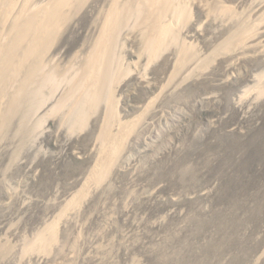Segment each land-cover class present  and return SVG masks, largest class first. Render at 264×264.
Wrapping results in <instances>:
<instances>
[{"label":"rangeland","instance_id":"obj_1","mask_svg":"<svg viewBox=\"0 0 264 264\" xmlns=\"http://www.w3.org/2000/svg\"><path fill=\"white\" fill-rule=\"evenodd\" d=\"M96 3L56 36L51 54L60 64L82 54ZM186 4L178 42L194 55L177 72L176 44L149 60L140 24L120 36L128 71L115 107L119 120L136 123L101 185L86 181L102 148L104 105L77 132L61 125V113L37 128L20 115L8 121L0 133V264H264V0ZM222 5L228 10L215 13ZM238 25L249 29L224 55L218 46ZM228 183L246 187L234 196L241 226L221 225L231 203L217 194ZM83 186L87 196L65 206ZM54 224L51 247L28 252Z\"/></svg>","mask_w":264,"mask_h":264},{"label":"bare ground","instance_id":"obj_2","mask_svg":"<svg viewBox=\"0 0 264 264\" xmlns=\"http://www.w3.org/2000/svg\"><path fill=\"white\" fill-rule=\"evenodd\" d=\"M91 1L0 0V56L5 57L0 64V133L14 115H20L24 120L28 118L37 128L50 113H61V125L70 132H77L86 128L90 117L104 105L99 133L102 148L88 175L90 181H86L101 185L108 169L115 165V155L122 149L127 133L136 123L119 120L115 107L117 86L128 71L119 45L125 28L140 24L143 28L142 51L149 60L176 44V72L182 65L189 64L194 50L185 42H178L180 30L184 28L186 0H99V4L88 8L92 19L87 37L80 46L82 54L80 52L77 58L74 56L60 64V60L51 54L56 36L69 28ZM217 10L215 13L223 14L228 8L222 5ZM242 23L244 25L245 21ZM245 29L238 25L224 39V47L218 46L219 51L224 49L222 53L227 54L225 49L237 45ZM261 37L264 38V34ZM32 57H35L34 62L29 64ZM262 78L264 73H261ZM87 194L88 189L83 186L65 206L76 205ZM55 225H47L39 231L32 242L28 241L26 250L47 251L56 239ZM7 248L5 245L1 250Z\"/></svg>","mask_w":264,"mask_h":264},{"label":"trees","instance_id":"obj_3","mask_svg":"<svg viewBox=\"0 0 264 264\" xmlns=\"http://www.w3.org/2000/svg\"><path fill=\"white\" fill-rule=\"evenodd\" d=\"M246 135H249V133L246 134ZM246 135H243L244 137L241 138V140H239L237 142H240L241 144L247 143L248 139L245 137ZM250 135H252V133H250ZM252 137L253 136H251L249 139L252 140ZM261 138H264V136H262ZM230 174L234 175L235 174V170L234 171L230 170ZM244 189H246V187H245V185L243 183H240V184L237 183V186L236 185H232L230 183L225 184V185H221V188L219 189V193L217 194V197L223 198V200L227 199L226 201L231 203L230 206H229L230 209L226 208V209H228V214H229L230 218L228 220H223L221 222L222 226H241L240 225V221L235 220V218H236L235 215L238 212V208L237 207L241 206L242 203L240 202L239 204H236V206H235L234 196H236V197L240 196L243 193ZM224 192H226V193H224ZM231 206H232V208H231ZM250 206H253L254 208L256 207L254 205L247 204V209L248 210L253 208V207L249 208Z\"/></svg>","mask_w":264,"mask_h":264}]
</instances>
